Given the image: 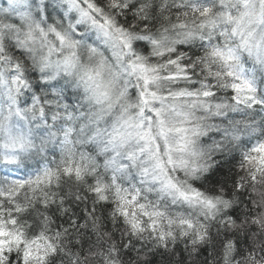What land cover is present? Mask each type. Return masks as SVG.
Here are the masks:
<instances>
[{"label":"clouds","instance_id":"obj_1","mask_svg":"<svg viewBox=\"0 0 264 264\" xmlns=\"http://www.w3.org/2000/svg\"><path fill=\"white\" fill-rule=\"evenodd\" d=\"M0 264H264V0H0Z\"/></svg>","mask_w":264,"mask_h":264}]
</instances>
